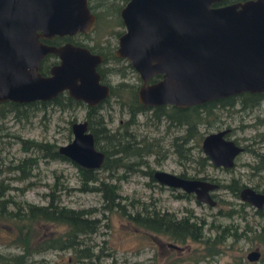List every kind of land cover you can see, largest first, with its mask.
Instances as JSON below:
<instances>
[{
  "label": "water",
  "instance_id": "95a60500",
  "mask_svg": "<svg viewBox=\"0 0 264 264\" xmlns=\"http://www.w3.org/2000/svg\"><path fill=\"white\" fill-rule=\"evenodd\" d=\"M126 0L118 16L123 31L114 56L137 74V102L145 107L185 108L239 93L264 92V0ZM94 23L86 0H0V102L47 101L65 91L88 107L103 100L108 86L99 83L101 57L85 47L64 43L45 46L39 38L87 34ZM58 61L45 76L40 58ZM158 80L149 83L151 76ZM71 139L57 153L85 169L100 166L85 120L69 125ZM228 129L204 134L200 150L213 167L230 168L242 147L225 137ZM152 178L165 187L192 193L196 201L214 205L209 192L217 185L183 179L165 171ZM238 199L253 209L264 204V191L243 186ZM257 251L246 254L255 261Z\"/></svg>",
  "mask_w": 264,
  "mask_h": 264
},
{
  "label": "rangeland",
  "instance_id": "374dc122",
  "mask_svg": "<svg viewBox=\"0 0 264 264\" xmlns=\"http://www.w3.org/2000/svg\"><path fill=\"white\" fill-rule=\"evenodd\" d=\"M102 7L104 8V6ZM100 10V8H94V12L99 14L100 19L97 22L95 21L92 30L85 36L76 35L74 40L90 45L92 48L98 46L111 49L116 42L115 32L122 31L123 28L122 25H115L116 20L108 8L105 9V13ZM100 44L105 45L99 46ZM110 78L112 79L110 83L121 80L119 76L117 77L114 74L110 75ZM133 79L134 75L132 73H127L126 77L122 78L124 82H130ZM36 107L39 106L26 108V114L28 115L26 120L22 119L16 122L8 115L2 122L4 129L0 131V169L1 167L3 169V166L8 162L15 164L21 158L30 157L34 160L29 177L23 181L13 180V175L6 173L4 170L0 172V178L4 177L3 183L7 182L8 184L5 194L18 203L43 205L47 199L45 194L52 189L61 205L72 209H95L93 216L99 218L101 223L105 225H102L85 240L93 252H97L98 248L101 252L97 260L92 258V264H108L111 259H114L115 264H192L191 260L188 259L193 256L194 245L192 242H188L187 246H185L186 244L183 245L182 252L168 254L164 245H162V235L136 228L114 210L100 212L103 202L101 194L94 191L80 190L76 169L69 160L39 159L34 153H25L20 149L19 142L15 141L10 136L11 134L17 135L22 140L47 142L57 147L66 144L71 139L70 123L81 121L84 116L82 107H76L74 110H58L55 106L49 104L40 109H36ZM99 111L103 116L105 126L111 131L116 129L117 125L121 124L127 116L124 109H121L118 102L111 97L108 98ZM256 117L264 120V100L259 107L254 108L246 115L237 113L234 116H225L222 113L220 116L222 124L217 130L228 128L229 131L226 134L228 139L233 140L242 147L247 145L248 148L262 154V158H264V141H257L256 137V133H264V123H253ZM240 124H242V128H239ZM249 124L252 125L247 126ZM128 131L133 134L136 140L147 141L152 144L157 143V146L154 148L155 153L151 152L143 156L142 160L145 163L138 165L137 171H122L119 168L113 173L112 178L104 179L116 185V192L120 197L119 202L124 206L125 212L132 213L134 210L139 209V205L142 203H146L148 208L159 211L168 210L177 214H181L183 212L181 211L182 207H186L195 213V218L202 219L207 225L218 223V227H221L227 224H235L238 226L237 230H240L245 220L254 232L260 228V225L264 226V219L254 215L252 213L254 209L248 205L243 208L245 211L244 220L237 215L230 218L216 215L217 208H227L223 202L230 203L234 209L240 205L239 199L233 197L224 188H220L219 184H226L233 178L243 186L251 187L258 183V190L264 189L262 183L264 178L263 181L259 182L260 178L264 176V169L256 175H251L252 169L249 166L258 162L254 154L243 149L236 155L234 164L230 168L221 169L205 166L201 171H195V177L206 175L214 179L212 183H216L218 187L209 192L212 193V197H210L215 202L213 206L196 200L194 204L192 200L171 197V191L157 184L147 174L148 171L152 173L156 170L171 174L178 173L181 170H184L187 174L193 173L192 162L178 158L179 155L175 154L169 145L172 138L181 133V128L172 126L166 128V122L163 119L156 122L146 111L135 116V123L128 128ZM211 131L215 130L208 132ZM187 145L190 146L189 153L191 155L195 152V157L196 155L202 156L201 152L193 147V141ZM160 151L161 153H159ZM195 168H199L196 163ZM96 172L99 176H106V173L100 169H97ZM121 174H125L123 179H119ZM10 176V180L6 179ZM130 201L134 203V206H130ZM7 208L8 210L11 209L9 206ZM206 227L204 225L205 236H213L214 231L206 230ZM58 231L59 228L56 226L33 225L30 230L29 241L31 244L36 243L47 236L55 235ZM14 234L15 231L11 222L0 219V253L19 252L18 248L9 241V238L13 237ZM246 234L251 236L249 232ZM231 240V238H227L222 245L218 246L216 254H211V256H206L203 259L201 257L203 253L205 254V246L195 242V264H264V248L261 242L244 238L237 241ZM253 249L258 250L259 257L255 261L249 262L245 259V254ZM70 256L68 250H46L34 255L33 258H42L46 263L61 264L65 262V258H70ZM174 258H178V261L173 262ZM85 260L81 259L80 262L85 263Z\"/></svg>",
  "mask_w": 264,
  "mask_h": 264
},
{
  "label": "trees",
  "instance_id": "16d2710c",
  "mask_svg": "<svg viewBox=\"0 0 264 264\" xmlns=\"http://www.w3.org/2000/svg\"><path fill=\"white\" fill-rule=\"evenodd\" d=\"M125 1L109 0L108 2V0H88L89 4L87 7L93 12L94 8H100V11L103 10V12L108 8L109 12H112L115 17L117 9ZM234 1L241 0H223L220 2V5ZM95 16L97 22L100 19L99 14L95 13ZM117 23L118 25L120 24L118 20L115 24ZM90 49L91 47H89ZM96 70L101 80L109 83L110 87L108 96L101 103L88 107L81 101L70 98L65 92L57 94L49 101H35L27 105H18L8 101L0 102V131L4 129L2 122L8 115L16 122L22 119L26 120L28 116L26 114V108L29 107L39 106L36 109H40L48 104L55 106L58 110H74L76 107H82L84 109L83 120H85L87 130L92 135L93 145L95 149L103 153V160L98 169L104 171L106 176H99L96 172L97 169H85L75 164L72 165L76 169L80 190L94 191L101 194L103 202L100 212H111L114 210L119 216L123 217L136 228L150 233L162 234L167 230L170 237L178 242L195 240V242L205 246V254L203 253L201 259L206 256H211V254H216L218 252V246L222 245L227 238H231L233 241L239 240L240 238L256 240L257 242H261L264 248V226L260 225L259 231L257 230L256 232L251 229L248 222L244 220L245 211L243 208L247 206L244 202H240L239 207L236 209L232 208L230 203L223 202L227 208H217L216 210L218 217L230 218L233 215H237L244 220V224L240 229L241 232H237V225L235 224L218 227V223L216 225L213 223L207 225L202 219L198 218L192 221L190 220L192 211L187 208L183 209L184 214L179 219H173V213L148 208L146 203L139 205V209L134 210L132 213L125 212L124 206L119 202L120 197L116 192V185L104 180L105 178H112L113 173L119 168L122 171H137L138 165L145 163L142 160L143 156L151 152L155 153L154 148L157 146V143L152 144L151 142L136 140L133 134L128 131V128L135 123V116L138 113L148 111L150 117L156 122H160L163 119L166 122V128L170 126L181 128V133L174 136L169 145L172 151L178 154V157H181L183 161L191 162L192 155L189 153L190 146L187 144L193 141L196 150L199 152V143L204 133L206 134L210 130H217L222 124L220 120L222 113L225 116H234L237 113L246 115L254 108L259 107L260 103L264 100V92H243L185 108H175L170 105L145 107L137 102L135 96L140 79L126 60L115 59L112 53H110L103 56V60L97 65ZM127 73L134 75V79L130 82H124L122 80L123 77H126ZM112 74L117 77L119 76L121 80L110 83L112 81L110 75ZM158 78L159 76L157 75L151 76L148 82H154ZM109 97L114 98L120 108H123L127 114L125 120L121 124H118L116 129L112 131L105 126L103 116L99 111ZM253 123L261 124L264 123V120L256 117ZM252 124L247 126H251ZM242 127V124H240L239 128ZM256 135L257 141H264V133H256ZM10 136L19 142L20 149L25 153L32 152L37 158L44 160L68 161L65 157L57 153V147L54 144L22 140L17 135L12 134ZM243 149L254 154V157L258 159L257 163L249 166L252 169L251 175H256L260 170L264 169L263 155L254 149L248 148L247 145ZM206 161L207 159L205 157L196 155L195 163L199 168H195V171H201L207 165ZM33 164V158H21L15 164L8 162L3 166V169L1 167L0 172L4 170L6 173L13 175V180L23 181L29 177ZM147 174L152 179L151 172L148 171ZM124 175L121 174L119 179H123ZM263 178L264 176L260 178L259 182L263 181ZM6 179L10 180L11 176L6 177ZM3 181L4 177H1L0 219L10 221L13 225L15 234L9 238V241L13 246L18 248L19 252L0 253V264H56L46 263L42 258H33L34 255L46 250H68L71 256L70 258H65V262L61 264H78L77 262L80 264H92V258L95 260L98 259L101 253L99 248L97 252H93L89 245H87V241H85L102 225H105L101 223L99 218L93 216L95 209H72L61 205L52 189L45 194L47 199L43 205L18 203L5 194L8 184L7 182L3 183ZM262 183L264 184V181ZM219 187L224 188L233 197L238 198V192L243 185L238 180L231 178L226 184H219ZM251 188L256 192L263 191V189L258 190V183L251 186ZM175 197L177 198L178 196ZM190 197L189 194L183 193L179 198L189 200ZM135 202L138 203L137 201ZM129 204L130 206H134V203L131 201ZM8 206L11 209L8 210ZM252 213L264 219V204L259 209L252 210ZM36 224L56 226L59 228V231L55 235L47 236L31 244L29 241L30 230ZM204 225L207 226L206 230L210 229L214 231L213 236H205ZM248 232L251 233V236H247L246 233ZM81 259H86V262H80ZM188 259L192 261V257ZM108 264H115L114 259H111Z\"/></svg>",
  "mask_w": 264,
  "mask_h": 264
},
{
  "label": "flooded vegetation",
  "instance_id": "af4514ba",
  "mask_svg": "<svg viewBox=\"0 0 264 264\" xmlns=\"http://www.w3.org/2000/svg\"><path fill=\"white\" fill-rule=\"evenodd\" d=\"M86 4L88 5L89 4V2H88V0H86ZM219 5H220V3H219ZM89 9V8H88ZM119 9H120V7L117 9V12H116V16L114 17L115 18V20L117 21H119V23H120V19H119V16H118V11H119ZM89 11L94 15V23H93V26H94V24H95V21H96V16H95V13L92 11V10H90L89 9ZM114 16V15H113ZM116 25V24H115ZM117 25H118V23H117ZM119 25H121V23L119 24ZM93 26H92V28H93ZM92 28H91V30H92ZM123 28V27H122ZM90 30V31H91ZM122 31H123V29H122ZM122 31H116L115 32V35H116V38L118 37V35H120L121 33H122ZM88 34V33H87ZM76 35H81V36H85L86 34H80V33H75V34H73V35H71V36H67V35H61V36H57V35H54V36H52V37H49V38H39L38 40H39V42L41 43V44H43V45H45V46H51V47H58V46H61L62 44H64V43H71V44H74V45H78V46H83V47H85L91 54H96V55H99L100 57H101V61L97 64V65H99L101 62H102V60H103V56L104 55H108V54H110V53H112V55L114 56V49H115V47H116V42H115V45H114V47H112L111 49H109V48H107V47H98V46H96V47H93L92 48V46H90V45H86V44H84V43H82V42H78V41H76V40H74V37L76 36ZM116 38H115V41H116ZM103 45H105V44H100L99 46H103ZM89 47H91V49L89 50ZM114 58L115 59H121V58H117V57H115L114 56ZM57 61H58V59H57V57L54 55V54H52V53H46V54H44L41 58H40V60H39V63H38V69H37V72L40 74V75H42V76H45V75H47L48 74V70H49V68L51 67V66H53L54 64H56L57 63ZM97 65H96V67H97ZM96 69V68H95ZM97 71V70H96ZM98 73V72H97ZM137 75V74H136ZM99 83H101V84H105V85H107L108 86V89L110 88L109 87V83H107V82H104V81H102L101 80V78H100V76H99ZM139 86V85H138ZM62 92H65V91H62ZM61 93V92H60ZM66 93V92H65ZM59 94V93H58ZM108 94H109V92H108ZM108 96V95H107ZM106 96V97H107ZM105 97V98H106ZM104 98V99H105ZM103 99V100H104ZM103 100H101L99 103H101ZM7 101V100H6ZM35 101H38V100H35ZM35 101H31V102H27V103H16V102H13V103H15V104H18V105H27V104H32L33 102H35ZM47 101H49V100H47ZM2 102H4V101H2ZM8 102H12V101H8ZM43 102V101H42ZM99 103H97V104H99ZM96 105V104H95ZM222 129H224V128H222ZM228 129V128H227ZM216 131V130H215ZM228 131H229V129H228ZM227 134V133H226ZM225 137L227 138V136L225 135ZM235 144H237V145H239L238 143H236V142H234ZM240 146V145H239ZM193 147H195V144H193ZM199 147H200V143H199ZM242 147V146H241ZM194 149V148H193ZM242 150H243V147H242ZM200 152H201V150H200ZM202 154V153H201ZM239 154V153H238ZM237 155V154H236ZM236 155L233 157V164H234V158L236 157ZM203 156V155H202ZM203 157H205V156H203ZM178 158H181V157H178ZM191 158H192V164H193V166H192V171H193V173L192 174H187L184 170H181L180 172H178V173H173L174 175H176V176H178V177H181V178H183V179H191V180H195V179H198V180H203V181H207V182H214V180L212 179V178H210V177H208V176H206V175H201V176H197V177H195V152H193V154H192V156H191ZM206 158V157H205ZM207 159V158H206ZM207 165L206 166H212L211 164H210V162L208 161V159H207ZM233 166V165H232ZM213 167V166H212ZM214 168H216V167H214ZM219 168H221V169H227V168H222V167H219ZM153 173V172H152ZM152 173H151V178H152ZM153 179V178H152ZM157 183V182H156ZM157 184H159V183H157ZM214 184H216V183H214ZM160 185V184H159ZM217 185V184H216ZM163 188H165L166 190H168V191H171L170 192V195H171V197H173V198H175V199H178L180 196H182L183 195V193L184 194H189L191 197L189 198V200H192L193 201V203L195 204V198H194V195L192 194V193H185V192H182L180 189H177V188H170V187H165V186H163V185H161ZM245 186V185H244ZM217 187H218V185H217ZM216 187V188H217ZM242 188V187H241ZM251 188V187H250ZM263 191H264V189H263ZM262 191V192H263ZM175 196H178L177 198L175 197ZM209 196H211L212 197V193H209ZM181 199V198H180ZM185 200V199H184ZM241 202V201H240ZM184 208H186V207H182V209H181V211H183V209ZM187 209H190V208H187ZM191 210V209H190ZM192 211V210H191ZM165 212H170V211H168V210H165ZM170 213H173L174 215L172 216L173 217V219H179V218H181L182 216H183V212L181 213V214H177V213H174V212H170ZM190 220H192V221H195V213L192 211V215H191V218H190ZM237 228H238V226H236ZM237 232H241L240 230H237ZM160 235H162L163 236V242H162V245H164V248H165V250L167 251V253L168 254H171V252L172 253H179V252H182L183 251V245H185V246H187L188 245V242H192L193 243V245H194V247H193V256H192V261H191V263L192 264H195V240H186V241H184V242H178V241H175L174 240V238H172V237H170V235H169V233H168V231L166 230L164 233H162V234H160ZM241 239V238H240ZM231 241H233V240H231ZM235 241H237V240H235ZM253 250H255V251H257V253H258V256H257V258L256 259H258V257H259V252H258V250L257 249H253ZM250 251H252V250H250ZM250 251H248V252H250ZM247 252V253H248ZM246 253V254H247ZM246 254H245V259L247 260V258H246ZM178 258H174L173 259V262H177L178 260H177ZM248 261V260H247ZM249 262H251V261H249Z\"/></svg>",
  "mask_w": 264,
  "mask_h": 264
},
{
  "label": "bare ground",
  "instance_id": "6f19581e",
  "mask_svg": "<svg viewBox=\"0 0 264 264\" xmlns=\"http://www.w3.org/2000/svg\"><path fill=\"white\" fill-rule=\"evenodd\" d=\"M100 152H101V151H100ZM101 153H102V152H101ZM102 154H103V153H102ZM102 160H103V159H102ZM101 163H102V162H101ZM100 165H101V164H100ZM99 167H100V166H99ZM99 167H98V168H99ZM98 168H96V169H98Z\"/></svg>",
  "mask_w": 264,
  "mask_h": 264
}]
</instances>
